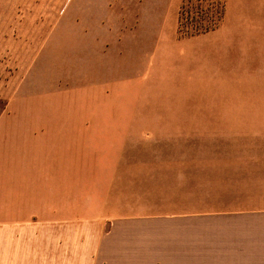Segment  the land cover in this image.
Wrapping results in <instances>:
<instances>
[{"label":"rangeland","instance_id":"obj_1","mask_svg":"<svg viewBox=\"0 0 264 264\" xmlns=\"http://www.w3.org/2000/svg\"><path fill=\"white\" fill-rule=\"evenodd\" d=\"M224 7L0 0V225L59 222L86 259L172 264L174 170L183 188L205 125L192 121L188 43Z\"/></svg>","mask_w":264,"mask_h":264},{"label":"crops","instance_id":"obj_2","mask_svg":"<svg viewBox=\"0 0 264 264\" xmlns=\"http://www.w3.org/2000/svg\"><path fill=\"white\" fill-rule=\"evenodd\" d=\"M221 1L219 27L188 43L192 121L205 125L183 188L174 170L172 264H264V0ZM58 223L0 225V264L148 263L86 259Z\"/></svg>","mask_w":264,"mask_h":264},{"label":"built area","instance_id":"obj_3","mask_svg":"<svg viewBox=\"0 0 264 264\" xmlns=\"http://www.w3.org/2000/svg\"><path fill=\"white\" fill-rule=\"evenodd\" d=\"M212 11H216L217 10V8H216V6H213V8L211 9ZM220 11H221V9L220 8H218V11L217 12H215V19H214V21L212 22V25H214L216 22H217V18H218V16L220 15Z\"/></svg>","mask_w":264,"mask_h":264}]
</instances>
